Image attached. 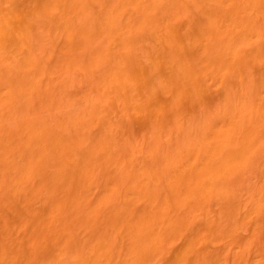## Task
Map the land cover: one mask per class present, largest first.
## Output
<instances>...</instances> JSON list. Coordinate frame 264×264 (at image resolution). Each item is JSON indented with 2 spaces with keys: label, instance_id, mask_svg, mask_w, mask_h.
Wrapping results in <instances>:
<instances>
[{
  "label": "bare ground",
  "instance_id": "6f19581e",
  "mask_svg": "<svg viewBox=\"0 0 264 264\" xmlns=\"http://www.w3.org/2000/svg\"><path fill=\"white\" fill-rule=\"evenodd\" d=\"M0 264H264V0H0Z\"/></svg>",
  "mask_w": 264,
  "mask_h": 264
},
{
  "label": "rangeland",
  "instance_id": "374dc122",
  "mask_svg": "<svg viewBox=\"0 0 264 264\" xmlns=\"http://www.w3.org/2000/svg\"><path fill=\"white\" fill-rule=\"evenodd\" d=\"M70 69L72 72L74 71L73 68H70ZM74 93H78V90L77 89L74 90ZM77 107L79 106L77 105ZM133 111L135 112V114H133L131 118L126 119L125 121H122V122H117V124L120 126L121 129H125L126 127L132 129L135 132L133 137L136 139L139 137V133L144 127L145 117L149 116L150 113L146 110H142L139 106H135ZM163 115H164V112L163 113L161 112L159 114V116H163ZM123 133L125 132L119 131L115 135V137L119 139L122 137Z\"/></svg>",
  "mask_w": 264,
  "mask_h": 264
}]
</instances>
